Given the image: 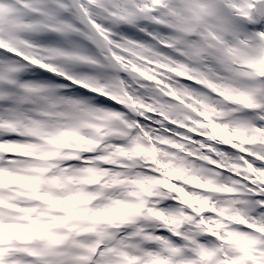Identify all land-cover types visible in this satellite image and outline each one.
<instances>
[{"label": "snow or ice", "instance_id": "obj_1", "mask_svg": "<svg viewBox=\"0 0 264 264\" xmlns=\"http://www.w3.org/2000/svg\"><path fill=\"white\" fill-rule=\"evenodd\" d=\"M0 264H264V0H0Z\"/></svg>", "mask_w": 264, "mask_h": 264}]
</instances>
